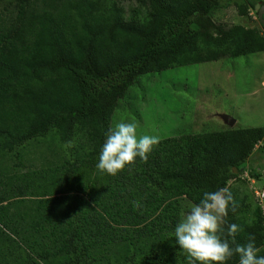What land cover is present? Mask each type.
I'll list each match as a JSON object with an SVG mask.
<instances>
[{"label":"trees","instance_id":"1","mask_svg":"<svg viewBox=\"0 0 264 264\" xmlns=\"http://www.w3.org/2000/svg\"><path fill=\"white\" fill-rule=\"evenodd\" d=\"M230 3L242 15L255 7ZM146 6L128 18L118 0H22L0 14V264H188L171 235L185 203L228 188L264 147V125L226 127L160 140L116 176L95 167L115 106L139 75L264 52L256 27H199V14L223 0ZM49 133L82 138L81 151L25 172L4 165ZM228 220L240 226L238 243L253 235L264 255L259 207L251 220L231 211Z\"/></svg>","mask_w":264,"mask_h":264},{"label":"rangeland","instance_id":"2","mask_svg":"<svg viewBox=\"0 0 264 264\" xmlns=\"http://www.w3.org/2000/svg\"><path fill=\"white\" fill-rule=\"evenodd\" d=\"M22 0H0V14L16 13ZM130 17L134 8H147V0H118ZM225 7L211 16L199 14V27L217 32L220 27L241 24L256 27L264 34L260 11L264 0H255V7L242 15L228 0ZM248 5L249 0H234ZM264 17V12H263ZM224 115L228 118L223 117ZM231 118L236 122L230 125ZM119 121L135 122L139 134L158 135L159 140L198 135L226 127L264 125V52L240 57H223L217 61L176 66L139 75L120 98L111 115L109 129ZM80 137L63 143L58 136L27 142L4 160L17 172L40 167L51 157L73 156L81 151ZM76 149H78L76 151ZM245 173L228 184L236 200L237 215L254 218L256 208L264 214V201L257 191L264 190V147L259 144L248 161ZM239 173L238 171H235ZM259 174V176H256ZM192 205L186 202V209Z\"/></svg>","mask_w":264,"mask_h":264},{"label":"clouds","instance_id":"3","mask_svg":"<svg viewBox=\"0 0 264 264\" xmlns=\"http://www.w3.org/2000/svg\"><path fill=\"white\" fill-rule=\"evenodd\" d=\"M158 135L139 134L135 122H116L106 133L95 167L102 173L116 176L137 160L147 161L159 144ZM139 207L138 201L133 202ZM236 200L227 187L205 191L198 203L182 212L171 233L174 245L186 256L188 264H264L262 247L249 235L238 243L240 226L228 220L235 212Z\"/></svg>","mask_w":264,"mask_h":264},{"label":"water","instance_id":"4","mask_svg":"<svg viewBox=\"0 0 264 264\" xmlns=\"http://www.w3.org/2000/svg\"><path fill=\"white\" fill-rule=\"evenodd\" d=\"M263 12H264V6L262 7V9L260 11V18H261V20H263ZM223 117L228 118V116H226V115H224ZM235 122H236V120L234 118H231L230 125H234ZM235 171H238V170L235 169Z\"/></svg>","mask_w":264,"mask_h":264},{"label":"built area","instance_id":"5","mask_svg":"<svg viewBox=\"0 0 264 264\" xmlns=\"http://www.w3.org/2000/svg\"><path fill=\"white\" fill-rule=\"evenodd\" d=\"M257 195L260 197V199H261L262 201H264V190H263V189L257 191Z\"/></svg>","mask_w":264,"mask_h":264}]
</instances>
